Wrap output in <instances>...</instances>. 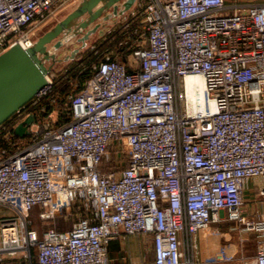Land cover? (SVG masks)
Here are the masks:
<instances>
[{
	"label": "built area",
	"instance_id": "1",
	"mask_svg": "<svg viewBox=\"0 0 264 264\" xmlns=\"http://www.w3.org/2000/svg\"><path fill=\"white\" fill-rule=\"evenodd\" d=\"M68 1L0 0V54L31 46ZM122 30L125 60L106 51L62 105L51 71L0 125V264H111L110 242L135 234L152 237L147 264H212L221 256L203 258L198 234L224 221L257 234L254 264H264V210L248 213L245 197L259 178L264 203V0H137L87 49L97 53L98 40ZM188 76L202 84L189 89ZM116 104L123 172L111 153ZM29 115L26 142L15 128ZM36 207L40 220L77 217L40 232Z\"/></svg>",
	"mask_w": 264,
	"mask_h": 264
},
{
	"label": "water",
	"instance_id": "2",
	"mask_svg": "<svg viewBox=\"0 0 264 264\" xmlns=\"http://www.w3.org/2000/svg\"><path fill=\"white\" fill-rule=\"evenodd\" d=\"M137 0H79L52 27L25 48L15 44L0 54V125L28 104L47 82V75L56 70L61 60L76 59L88 41L105 25L128 12ZM78 46L58 56L59 50L72 44ZM34 120L29 115L15 128L19 136L28 134Z\"/></svg>",
	"mask_w": 264,
	"mask_h": 264
},
{
	"label": "crops",
	"instance_id": "3",
	"mask_svg": "<svg viewBox=\"0 0 264 264\" xmlns=\"http://www.w3.org/2000/svg\"><path fill=\"white\" fill-rule=\"evenodd\" d=\"M95 36L96 34L93 37ZM260 189V179L252 178L249 180L245 192L247 211L251 214L254 213L256 217L264 210V203L259 200ZM254 205H256L257 213L254 212ZM213 229L216 230V232L211 236H205L203 233L198 234V242L203 258L221 256V259H218L212 264H254V254L257 248L256 233L246 232L245 236H243L242 232H240V237L237 238L233 231L238 228L236 224L231 221L215 222L213 224ZM250 235L255 236L256 242L254 251L250 252L247 248V253L245 251L246 246L244 242H242V239ZM149 242L151 246H149ZM149 247L151 248L150 250L152 251L153 257L148 261L147 258L143 256V252ZM109 257L111 264L151 263L154 259L152 237L148 234H135L123 240H112L109 244ZM7 264L18 263H16L15 259L8 258Z\"/></svg>",
	"mask_w": 264,
	"mask_h": 264
},
{
	"label": "rangeland",
	"instance_id": "4",
	"mask_svg": "<svg viewBox=\"0 0 264 264\" xmlns=\"http://www.w3.org/2000/svg\"><path fill=\"white\" fill-rule=\"evenodd\" d=\"M79 0H70L65 4L59 5L58 9L55 11V13L53 14V16L51 18H49L44 24L40 25L38 28L37 33L39 35H41L42 33H44L47 29H49L50 27H52L57 21H59L61 18H63L78 2ZM247 1H261V0H247ZM115 20H117V18H115ZM114 23H109L107 25H105L104 27H102L97 33H96V39L98 38L99 35L103 34L104 32H107V30L113 25ZM95 37H92V39L90 41H88V46L90 43H92L93 38L95 40ZM79 43H75L70 45L67 48H62L59 50V54L58 56L60 58H64L65 54L69 53L71 49H73L74 47L78 46ZM87 46V47H88ZM87 47L84 49L86 50ZM76 58H80V53L78 54V56ZM70 61H65V60H61L59 63H57L56 66V71L58 72V74L62 71H65L66 66H68ZM43 116H45V118H47V113H43ZM113 116H114V123H115V128H116V135L112 141V145H111V153L112 154H117L120 156L121 161L117 164V168L120 169L122 172L126 170L127 168V161L125 158L126 155V140H125V133L124 130L122 128V119H123V114L121 111V106L120 104H116L113 107ZM19 136V135H18ZM23 137H27L25 140L26 142L29 141V135L27 136H19L18 138H23ZM258 194V193H257ZM256 205H254V212L257 213L256 210ZM0 213H8V210L6 208L0 207ZM77 214H76V210H72L68 216H59L56 217L54 219H48V220H40L38 217V219L36 220L35 224H36V228L41 232L43 231L46 227L50 226V225H57L58 227L61 228H69V226L71 225L72 221L74 219H76ZM257 218V217H256ZM61 222V223H60ZM234 235L239 238L240 237V231L239 229H236L233 231ZM255 242H256V238L254 235H250L249 237L246 238L245 240V246L246 249L245 251L248 253V251L252 252L254 251L255 248ZM149 246L150 242L148 243ZM250 246V249H249ZM248 248V251H247ZM151 248H147L144 250L143 252V256L147 258V260H151L153 257L152 251L150 250Z\"/></svg>",
	"mask_w": 264,
	"mask_h": 264
},
{
	"label": "trees",
	"instance_id": "5",
	"mask_svg": "<svg viewBox=\"0 0 264 264\" xmlns=\"http://www.w3.org/2000/svg\"><path fill=\"white\" fill-rule=\"evenodd\" d=\"M127 34L128 30H122L115 33V35H109L107 39L98 40L96 44L99 51L97 53L95 49L88 48L80 54V58H76L69 62L68 66L65 68L66 70L58 74L56 85L52 92V96L58 98L59 105H62L68 99L69 94H75L83 86L85 80L91 76L93 66L102 59V55L106 51L114 49L120 54L121 60L126 59L130 49L121 45L120 42ZM59 113L61 122H68L72 115L71 105L66 109H62ZM38 210L39 207L31 210L34 227H36L35 222L38 219Z\"/></svg>",
	"mask_w": 264,
	"mask_h": 264
},
{
	"label": "bare ground",
	"instance_id": "6",
	"mask_svg": "<svg viewBox=\"0 0 264 264\" xmlns=\"http://www.w3.org/2000/svg\"><path fill=\"white\" fill-rule=\"evenodd\" d=\"M194 82H198V83H201L202 84V78L200 76H188L187 77V83H188L189 89H190L191 85ZM189 98H190V100H193L194 99V96H192L191 92H189Z\"/></svg>",
	"mask_w": 264,
	"mask_h": 264
}]
</instances>
